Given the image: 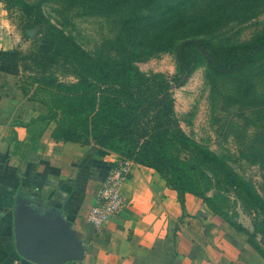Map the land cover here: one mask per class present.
<instances>
[{"label": "trees", "instance_id": "1", "mask_svg": "<svg viewBox=\"0 0 264 264\" xmlns=\"http://www.w3.org/2000/svg\"><path fill=\"white\" fill-rule=\"evenodd\" d=\"M15 1L22 14L21 31L38 28L35 42L25 54L13 50L18 85L27 99L46 107L43 118L54 123L51 138L83 146L94 144L153 168L176 192L182 209L185 193L199 198L212 214L245 235L264 259L263 249L254 240L255 234L264 239V200L233 177L213 153L197 148L183 134L175 123L171 98L172 87L182 85L197 66L205 65L214 73H232L264 60V31L243 43L211 44L197 37L203 26L194 23L192 15L187 18L180 13L182 0H109L102 9L122 10L121 35L146 42L141 55H147L144 49H170L174 54L175 75H145L131 64L134 59L129 50L118 59L87 65L83 52L67 46L66 37L49 23L38 2ZM179 27L185 28L184 35L175 41ZM59 61L68 67L64 71L73 75V81L59 80L53 74L51 67ZM24 72L27 76H22ZM29 85H34L30 92ZM220 188L236 191L246 209L259 217L252 232L222 208ZM210 189L215 192L208 196Z\"/></svg>", "mask_w": 264, "mask_h": 264}, {"label": "crops", "instance_id": "2", "mask_svg": "<svg viewBox=\"0 0 264 264\" xmlns=\"http://www.w3.org/2000/svg\"><path fill=\"white\" fill-rule=\"evenodd\" d=\"M19 36L0 9V264H41L15 246V228L62 230L67 256L51 264H264L245 235L153 168L132 162L119 185L125 206L103 227L86 219L115 152L55 141L46 107L18 85Z\"/></svg>", "mask_w": 264, "mask_h": 264}, {"label": "rangeland", "instance_id": "3", "mask_svg": "<svg viewBox=\"0 0 264 264\" xmlns=\"http://www.w3.org/2000/svg\"><path fill=\"white\" fill-rule=\"evenodd\" d=\"M22 1L38 2L49 23L66 37L67 46L83 52L87 65L118 59L129 50L134 59L131 64L139 73L176 74L172 50L144 49L147 55H141L146 42L121 35L122 10L102 9L109 0ZM0 9L19 36L15 49L25 54L35 42L38 28L21 31L22 14L15 0H0ZM178 9L203 26L197 37L211 44L243 43L264 31V0H182ZM184 29L179 27L175 41L182 38ZM59 62L51 67L53 74L59 80L73 81V75L64 71L68 67ZM33 86L29 85V92ZM171 98L173 117L183 134L197 148L213 153L233 177L264 200V60L232 73H214L205 65L197 66L182 85L172 87ZM214 192L210 189L207 195ZM219 192L224 196L222 208L252 232L259 220L256 213L246 209L233 189L220 188ZM254 240L264 251V239L255 234Z\"/></svg>", "mask_w": 264, "mask_h": 264}, {"label": "built area", "instance_id": "4", "mask_svg": "<svg viewBox=\"0 0 264 264\" xmlns=\"http://www.w3.org/2000/svg\"><path fill=\"white\" fill-rule=\"evenodd\" d=\"M131 164L130 159L119 156L107 170L86 215L94 228L103 227L125 206L119 185L128 177Z\"/></svg>", "mask_w": 264, "mask_h": 264}, {"label": "water", "instance_id": "5", "mask_svg": "<svg viewBox=\"0 0 264 264\" xmlns=\"http://www.w3.org/2000/svg\"><path fill=\"white\" fill-rule=\"evenodd\" d=\"M24 227L17 225L15 228V246L18 250H26L25 256L41 264H51L67 256L61 244L63 239L61 229L49 234L38 232L35 228Z\"/></svg>", "mask_w": 264, "mask_h": 264}]
</instances>
